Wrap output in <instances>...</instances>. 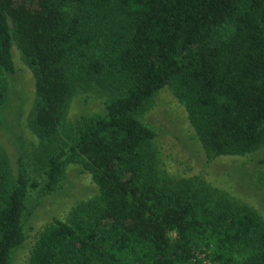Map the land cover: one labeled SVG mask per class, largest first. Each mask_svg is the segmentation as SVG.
I'll use <instances>...</instances> for the list:
<instances>
[{
  "label": "trees",
  "instance_id": "trees-1",
  "mask_svg": "<svg viewBox=\"0 0 264 264\" xmlns=\"http://www.w3.org/2000/svg\"><path fill=\"white\" fill-rule=\"evenodd\" d=\"M14 41L36 80L29 126L41 185L0 148V264L27 240L29 198L82 164L101 201L54 217L28 264H264V219L194 180L163 181L139 114L168 85L209 157L264 147V0H0V110ZM117 87L104 115L59 144L76 90ZM2 118L0 117V125Z\"/></svg>",
  "mask_w": 264,
  "mask_h": 264
},
{
  "label": "rangeland",
  "instance_id": "rangeland-1",
  "mask_svg": "<svg viewBox=\"0 0 264 264\" xmlns=\"http://www.w3.org/2000/svg\"><path fill=\"white\" fill-rule=\"evenodd\" d=\"M13 55L16 73L6 76L9 91L0 110V148L9 157L13 176L18 171V159L22 158L34 180L43 185L45 175L39 158L45 146L29 126L37 98L36 80L17 41ZM121 93L117 87L103 89L95 83L78 88L60 130L59 144H71L80 124L104 115L107 103ZM139 119L157 132L154 144L163 181L194 180L199 188L224 195L235 205L248 206L264 219V147L246 156L209 157L173 85L160 90ZM89 201L100 202L101 193L82 164L69 165L54 192H45L43 186L33 190L29 198L33 215L27 225L28 238L14 252L12 264H28L38 237L54 217L68 220L79 204Z\"/></svg>",
  "mask_w": 264,
  "mask_h": 264
}]
</instances>
